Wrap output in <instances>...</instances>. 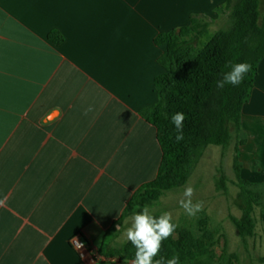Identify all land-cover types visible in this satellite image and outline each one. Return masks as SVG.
Listing matches in <instances>:
<instances>
[{
    "label": "crops",
    "instance_id": "crops-1",
    "mask_svg": "<svg viewBox=\"0 0 264 264\" xmlns=\"http://www.w3.org/2000/svg\"><path fill=\"white\" fill-rule=\"evenodd\" d=\"M226 3L210 0L208 14ZM189 16L173 22L172 0H0V264H93L71 247L76 234L94 264H131L108 252L162 161L141 116L159 101L166 47L155 39ZM241 133V174L264 195V61Z\"/></svg>",
    "mask_w": 264,
    "mask_h": 264
},
{
    "label": "trees",
    "instance_id": "trees-1",
    "mask_svg": "<svg viewBox=\"0 0 264 264\" xmlns=\"http://www.w3.org/2000/svg\"><path fill=\"white\" fill-rule=\"evenodd\" d=\"M223 11L229 12L230 27L205 44L209 23L204 16H192L189 26L161 33L155 39L157 46L166 47L159 60L164 73L155 80L159 101L143 109L141 116L156 128L163 156L156 179L134 194L119 223L143 207L159 202L166 193L184 186L192 164L204 148L227 146L232 130L241 131L243 107L264 61V0H227ZM49 40L60 45L64 37L52 31ZM229 62L250 63L252 71L239 86L226 84L218 88L217 81L230 70ZM178 112L186 117L184 139L180 142H176V130L171 122L172 115ZM237 169L242 217L232 221L245 241L255 235L257 207L262 208L264 226V203L263 195L250 189L251 184L242 179L240 168ZM217 244L218 239L207 220L200 218L196 231L179 226L175 235L164 241L157 259L166 260L179 254L181 264H233L237 257L229 254L227 246L222 255L217 256ZM134 254L135 248L130 242L108 252L121 262L132 261ZM259 262L264 264V257Z\"/></svg>",
    "mask_w": 264,
    "mask_h": 264
},
{
    "label": "rangeland",
    "instance_id": "rangeland-1",
    "mask_svg": "<svg viewBox=\"0 0 264 264\" xmlns=\"http://www.w3.org/2000/svg\"><path fill=\"white\" fill-rule=\"evenodd\" d=\"M210 0H172L173 22L183 23L184 19L192 16L212 15L215 19L206 18L209 23L208 31L203 43H207L218 32L230 27L229 12L209 13ZM206 11V12H205ZM240 130L233 129L227 146H208L204 148L191 166L190 176L181 188L172 190L164 195L157 203L147 206L153 215H160L167 211L172 213L173 220L180 227L196 231L197 220H207L209 228L215 233L218 244L215 247L217 256H221L225 246L229 251L236 252L237 259L233 264H261L259 257L263 256L264 226L261 221L262 208H255L254 216L257 220L254 244L253 239L240 242V233L232 219H240L242 212L238 205L239 180L238 167L242 173L243 165L240 161V146L243 144ZM242 175V174H241ZM243 179V176H242ZM244 180V179H243ZM246 181V180H245ZM191 185L195 189L193 202L203 201V209L195 217H189L179 206L184 187ZM250 189L260 193L258 186L251 184ZM264 203V195L262 197ZM144 208V207H143ZM115 233V232H114ZM123 235L117 239L116 246L120 249ZM246 246L247 254H244ZM254 246L252 250L251 247ZM233 255V254H231Z\"/></svg>",
    "mask_w": 264,
    "mask_h": 264
},
{
    "label": "clouds",
    "instance_id": "clouds-1",
    "mask_svg": "<svg viewBox=\"0 0 264 264\" xmlns=\"http://www.w3.org/2000/svg\"><path fill=\"white\" fill-rule=\"evenodd\" d=\"M230 64V70L223 78L217 81V87L223 88L226 84L234 87L239 86L247 74L252 71V65L247 62ZM229 67V65H226ZM185 114L175 113L171 117V122L176 130V142L184 139L183 122ZM195 189L191 185L184 187L179 206L184 209L189 217H195L203 209V201L193 202ZM128 226L124 230L126 240L135 248L134 259L131 264H181L179 254H174L171 258L160 257L164 241L173 237L179 225L174 222L172 213L163 212L158 217L154 216L149 208L145 206L139 212H134L127 221ZM120 226H118L119 228Z\"/></svg>",
    "mask_w": 264,
    "mask_h": 264
},
{
    "label": "built area",
    "instance_id": "built-area-1",
    "mask_svg": "<svg viewBox=\"0 0 264 264\" xmlns=\"http://www.w3.org/2000/svg\"><path fill=\"white\" fill-rule=\"evenodd\" d=\"M69 243L84 262L94 264L101 259L83 234H76L70 239Z\"/></svg>",
    "mask_w": 264,
    "mask_h": 264
}]
</instances>
